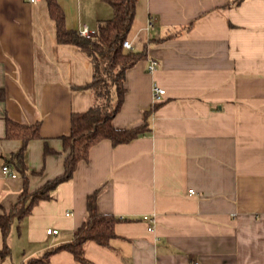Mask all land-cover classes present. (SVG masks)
I'll return each instance as SVG.
<instances>
[{"label":"crops","instance_id":"0c3cea01","mask_svg":"<svg viewBox=\"0 0 264 264\" xmlns=\"http://www.w3.org/2000/svg\"><path fill=\"white\" fill-rule=\"evenodd\" d=\"M57 1L76 31L97 32L114 15L105 0ZM127 41L146 57L127 71L113 124L141 126L160 104L151 131L129 144L93 146L50 200L13 220L11 253L0 264L45 260L70 242L96 192L97 211L125 221L110 247L87 243L91 264H264V0H137ZM92 78L91 60L58 42L45 0H0V216L25 188L9 163L23 143L7 138L6 118L39 123L56 152L45 156L44 140L28 143L32 194L63 174L61 137L70 134L71 114L93 105L92 92L80 89ZM154 85L166 92L159 103ZM5 165L16 178L3 174ZM49 264L82 263L60 251Z\"/></svg>","mask_w":264,"mask_h":264},{"label":"trees","instance_id":"16d2710c","mask_svg":"<svg viewBox=\"0 0 264 264\" xmlns=\"http://www.w3.org/2000/svg\"><path fill=\"white\" fill-rule=\"evenodd\" d=\"M45 1L50 16L56 24L58 42L77 47L92 62V81L80 89L90 90L94 97V103L85 112L71 114L70 134L61 137L63 154H66L63 174L47 182L32 194H29L27 189L26 154L30 141L44 140L40 132V124H19L6 118L7 138L18 139L23 143L21 149L10 157L9 163L23 175L25 188L18 203L0 216V231L4 241V247L0 250V261H4L10 256L7 239L12 222L16 217L27 216L37 203L50 200L52 193L59 185L72 179L79 163L88 160L93 146L104 140L111 141L114 146L129 144L148 134L151 131L148 119L160 106V104H155L150 111L144 113V123L141 126L119 129L113 124V119L124 103L127 71L146 57L145 53L124 48V42L128 38L135 19L137 0H105L113 10V18L100 21L96 34L90 38L81 36L79 31L67 28L65 12L57 0ZM0 97L4 98L3 92ZM55 153L45 141V156ZM97 198L98 192L88 197V217L82 226L74 232L70 242L48 251L45 254V260L33 259L28 264L38 262L49 264L50 256L60 251L71 253L82 264H91L85 256L87 243L93 242L101 247H110L112 240L117 236L115 226L125 219L100 214L97 211Z\"/></svg>","mask_w":264,"mask_h":264},{"label":"built area","instance_id":"2783aa9c","mask_svg":"<svg viewBox=\"0 0 264 264\" xmlns=\"http://www.w3.org/2000/svg\"><path fill=\"white\" fill-rule=\"evenodd\" d=\"M38 0H30L31 3H36ZM149 26L152 27L153 26V21L150 20L149 22ZM80 32V35L83 36V37H86V38H90L92 36H94L96 34V32H91L89 31V29L87 27L83 28ZM124 48L126 50H132L133 47L131 45V43H129L127 40L124 42ZM158 66V62L153 60L151 61L149 67H148V70L149 71H154ZM165 90L161 87H159L158 85H154L153 87V99H154V102L155 103H159L161 102V100L163 99V97L165 96ZM2 171H3V174L5 176H10L12 178H16L17 177V174H15L12 169L8 166V165H5L3 168H2ZM189 194H192L194 195L195 192L194 190H190L189 191ZM70 214L67 213V216H69ZM145 221H150V218L149 216H145L143 218ZM150 230H152V228H150ZM47 234L48 235H56L58 234V230H55V229H48L47 230Z\"/></svg>","mask_w":264,"mask_h":264}]
</instances>
